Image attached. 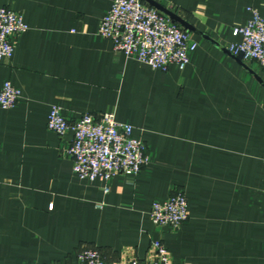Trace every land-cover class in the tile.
I'll list each match as a JSON object with an SVG mask.
<instances>
[{
	"label": "crops",
	"instance_id": "1",
	"mask_svg": "<svg viewBox=\"0 0 264 264\" xmlns=\"http://www.w3.org/2000/svg\"><path fill=\"white\" fill-rule=\"evenodd\" d=\"M157 1L194 28L184 70L115 52L99 35L114 0H0L28 26L0 64V93L5 82L21 92L0 107V264H79L84 247L110 264L127 251L145 260L157 241L174 264H264V73L227 50L264 0ZM55 106L70 122L110 113L133 126L148 165L80 179L73 134L48 129ZM178 192L189 219L155 226L153 205Z\"/></svg>",
	"mask_w": 264,
	"mask_h": 264
},
{
	"label": "built area",
	"instance_id": "2",
	"mask_svg": "<svg viewBox=\"0 0 264 264\" xmlns=\"http://www.w3.org/2000/svg\"><path fill=\"white\" fill-rule=\"evenodd\" d=\"M28 26L21 14L0 8V64L10 60L18 38ZM241 42L230 44L228 52L242 62H255L264 73V17L252 10V18L241 28H234ZM99 35L111 41L114 50L155 70L168 71L171 66L184 70L191 54L198 48L192 34L169 17L150 6L146 0H114L102 19ZM21 92L11 82H5L0 93V107L13 109ZM48 129L64 138L73 134L68 149L74 162V172L82 180L103 179L107 183L117 176L137 177L149 163L147 146L134 136L133 126L116 120L114 114L98 117L85 114L75 122L67 120L59 107L51 109ZM264 162V157H263ZM105 188V192H109ZM151 219L157 227L178 230L189 219V207L183 192L174 193L164 203H155ZM79 264L107 263L97 249L82 248ZM117 264H174L172 255L162 241L152 245L149 258L140 260L127 251Z\"/></svg>",
	"mask_w": 264,
	"mask_h": 264
},
{
	"label": "water",
	"instance_id": "3",
	"mask_svg": "<svg viewBox=\"0 0 264 264\" xmlns=\"http://www.w3.org/2000/svg\"><path fill=\"white\" fill-rule=\"evenodd\" d=\"M146 2L150 6H152L153 8L157 9L158 11H160L162 14L166 15L167 17H169L171 19V21H173L174 23H177L180 26H182L185 30H187L189 32L194 31V28L190 24H188L183 18H181L179 15H177L174 12H172V11L166 9L165 7H163L157 0H146ZM210 42L221 48V46H219V44H217L216 42H214L212 40H210ZM236 60H238V62L243 64V62L240 59L236 58Z\"/></svg>",
	"mask_w": 264,
	"mask_h": 264
}]
</instances>
